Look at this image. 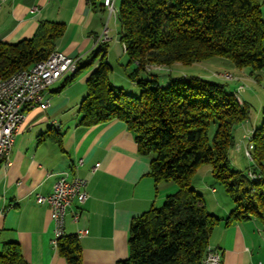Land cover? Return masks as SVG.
I'll return each mask as SVG.
<instances>
[{
	"label": "trees",
	"instance_id": "16d2710c",
	"mask_svg": "<svg viewBox=\"0 0 264 264\" xmlns=\"http://www.w3.org/2000/svg\"><path fill=\"white\" fill-rule=\"evenodd\" d=\"M88 2L92 9L104 10L101 0ZM262 4L263 0H120L116 21L127 58L123 71L139 94L127 95L112 84L106 46L99 47L89 56L88 66L96 61L97 66L86 81L80 124L122 122L138 155L150 158L147 176L154 183H174L178 190L160 207L131 221L128 255L117 264H203L210 233L221 220L207 212L202 196L191 187L202 165L210 167L212 178L233 202L226 226L252 218L264 225V178L248 180L246 173L230 168L228 158L235 146L232 132L250 120L251 107L239 104L235 94L226 91L225 81L180 77L161 86L149 74L152 69L219 58L238 70L249 69L258 83L264 68ZM64 30L63 24L41 21L31 38L0 42V79L45 61ZM80 70L77 66L70 81ZM251 132L250 155L257 169L251 171L264 177V108L261 125ZM56 250L66 264H82L77 236L63 235ZM0 264L28 263L15 243H7L0 251Z\"/></svg>",
	"mask_w": 264,
	"mask_h": 264
},
{
	"label": "crops",
	"instance_id": "0c3cea01",
	"mask_svg": "<svg viewBox=\"0 0 264 264\" xmlns=\"http://www.w3.org/2000/svg\"><path fill=\"white\" fill-rule=\"evenodd\" d=\"M119 3L115 0L116 8ZM261 14L264 20V0ZM41 21L64 25L55 52L77 59L81 70L72 81V74H66L48 87L44 92L47 109L25 111L10 153L11 165L0 166V251L4 244L15 243L28 264H66L51 244L54 227L50 209L37 205L35 199L50 195L53 184L69 174L86 182L88 199L77 222L66 220L64 235L88 232L78 238L82 264H117L128 255L131 221L151 207H160L178 188L171 182L154 183L147 176L150 158L138 155L134 138L122 122L113 120L92 127L80 124L78 111L86 96V81L97 66V61L88 66L90 54L106 46L107 61L122 55L117 21L107 22L106 11L92 9L88 0H5L0 8V42L15 44L31 38ZM105 25L108 41L98 45L96 40ZM213 64L208 69L218 82L225 83L215 76L221 72L237 78L225 83L227 92L234 94L238 86L248 85L240 98L235 94L239 104L251 106L249 101L256 97L263 105L264 89L261 94L251 92L249 84L264 82V68L256 83L250 72L213 70ZM176 78L180 77L168 76L160 85L167 86ZM257 127L249 120L236 126L234 134L243 138ZM206 170L209 168L203 171V180L209 175ZM198 185L191 182L195 191L204 193L208 212L221 220L208 240V248L221 254V264H264V225L252 218L226 226L224 220L234 208L229 197L213 186Z\"/></svg>",
	"mask_w": 264,
	"mask_h": 264
},
{
	"label": "built area",
	"instance_id": "2783aa9c",
	"mask_svg": "<svg viewBox=\"0 0 264 264\" xmlns=\"http://www.w3.org/2000/svg\"><path fill=\"white\" fill-rule=\"evenodd\" d=\"M5 0H0L1 4ZM107 4V22L109 19L116 21L117 8L115 0H106ZM106 22V23H107ZM107 26L105 25L96 44L108 41ZM122 51L124 53V48ZM78 60L62 55L60 52L54 53L48 63L32 70L31 78L22 77V70L19 71V77H16L12 83H6L4 90L0 91V166L9 167L10 153L14 145L15 138L25 120V111L28 109L40 108L45 110L49 107L48 101L44 100V92L53 83L61 79L66 74H74L77 68ZM158 71V70H156ZM161 71V70H160ZM217 77L225 82H232L228 74H221ZM246 90V86H239L234 94L238 96ZM250 134L247 131L245 139L246 155L244 158L252 163L250 155ZM81 161L78 162V165ZM248 180L253 181L256 178H264L262 175L252 172H246ZM88 199L86 182L77 177H69L64 174L52 186V192L48 196L37 195V205H47L50 209V219L53 224L54 243L64 235V227L67 219L77 222L81 217V207ZM88 232L82 230L78 232L77 238L86 236ZM221 254L210 248H207V254L203 260L206 264H221Z\"/></svg>",
	"mask_w": 264,
	"mask_h": 264
},
{
	"label": "rangeland",
	"instance_id": "374dc122",
	"mask_svg": "<svg viewBox=\"0 0 264 264\" xmlns=\"http://www.w3.org/2000/svg\"><path fill=\"white\" fill-rule=\"evenodd\" d=\"M121 51H122V48H121ZM122 55L119 58L118 57L109 58L108 59L109 61H107L109 66L111 67V72L109 74L110 81L114 82L116 84L115 87L122 89L127 95L137 97L139 94L138 88L136 87L135 84H132L128 80V78L125 76V73L123 71V68L127 65V58L124 55L123 51H122ZM214 59H215V61L220 60V61L224 62L225 64H223L222 62H210V61L209 62H203V63H200L198 65L197 64L192 65V66H183L180 64H175L171 67H163V70H161V71L160 70L156 71L155 69L154 70L152 69L149 74L152 76H156V79H157L159 84L164 83L165 80H167L168 76H170L171 78H174L176 76H178V77L185 76L188 78H192V77L193 78H200V79L206 80L208 82H217V80L213 76H211V74H210L212 71H210V69H208V67H210L212 63H214L212 65L213 70L231 69V68L234 70L236 69V68H234V66H232V64L228 60L219 59V58H214ZM131 69H132V67L127 68L128 71ZM242 71H244L246 73L250 72L249 69H242ZM221 74H228L229 75V73H223V72H221ZM221 74H218V75H221ZM230 75L233 78H235L232 74H230ZM215 76L217 77V74ZM249 86H250V90H252L251 92L261 94L262 90L264 89V82H260V85L259 84L256 85V84L251 83V84H249ZM130 87H133V88L129 89ZM250 90L248 93H250ZM239 98H240V96H239ZM255 99H256V97H255ZM254 100L251 99V101H249V103L251 104L250 107H251V113H252V116L250 118V122L253 126H260L261 122H262V111L264 108V101H263V105H259L258 99H256L255 101ZM235 128H234V130H235ZM234 130L232 132V135H233V138L235 141V146H234V148L230 149L229 153H228L230 168L233 171L242 172V173H246L249 170H257L252 163L248 162L244 158V155L246 152L245 147L247 145L245 137L240 138V136L234 134ZM250 151H252L251 146H250ZM207 168H209V171L206 170L209 175H207L206 179L203 180L204 176L202 173ZM191 182L193 185L199 184L198 186H202L203 188H207V189H210V187L213 186L216 190H218V193H222V192L225 193L224 190L212 178L210 167L207 165H202L199 168H197L194 175L192 176ZM197 193L202 196L203 201L206 200V197L203 196L204 193L203 194L201 192H197ZM229 199L231 200L230 197H229ZM231 202H232V200H231ZM212 205H213V203H212ZM208 208H211L209 206V204H208ZM207 212H208V210H207ZM208 213L210 215H212V213H210V212H208Z\"/></svg>",
	"mask_w": 264,
	"mask_h": 264
},
{
	"label": "bare ground",
	"instance_id": "6f19581e",
	"mask_svg": "<svg viewBox=\"0 0 264 264\" xmlns=\"http://www.w3.org/2000/svg\"><path fill=\"white\" fill-rule=\"evenodd\" d=\"M102 1V5H103V9L106 11L107 13V4H106V0H101ZM100 43H104V42H100ZM54 53H57V52H53L45 61H42V62H39L37 64H35L34 66H32L31 68H29L28 70H22V77L24 78H31V75H32V70L40 67L41 65L43 64H46L49 62L50 60V57H54ZM158 70H163V69H158ZM16 77H19V71L15 74H13L12 76H10L9 78L7 79H0V91H3L4 90V86L6 85V83H12L13 80L16 78ZM229 78H231V80H236L235 78H233L230 74L228 75ZM237 95V94H236ZM252 134V132H251ZM251 134H250V137H251ZM245 155H246V152H245ZM36 200H37V196H36V199H35V203H36ZM56 244L57 243H54V248L56 249ZM203 264H206L205 262H203Z\"/></svg>",
	"mask_w": 264,
	"mask_h": 264
}]
</instances>
